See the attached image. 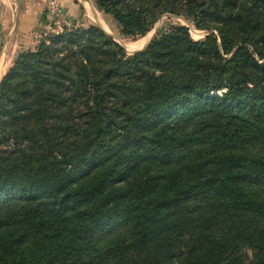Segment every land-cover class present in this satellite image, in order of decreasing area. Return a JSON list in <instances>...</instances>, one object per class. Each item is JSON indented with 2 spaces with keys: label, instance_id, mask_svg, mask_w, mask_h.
<instances>
[{
  "label": "trees",
  "instance_id": "obj_1",
  "mask_svg": "<svg viewBox=\"0 0 264 264\" xmlns=\"http://www.w3.org/2000/svg\"><path fill=\"white\" fill-rule=\"evenodd\" d=\"M0 83V264H264V0H96Z\"/></svg>",
  "mask_w": 264,
  "mask_h": 264
},
{
  "label": "rangeland",
  "instance_id": "obj_2",
  "mask_svg": "<svg viewBox=\"0 0 264 264\" xmlns=\"http://www.w3.org/2000/svg\"><path fill=\"white\" fill-rule=\"evenodd\" d=\"M53 1L59 4L63 16L56 17L51 14L50 7ZM79 1L81 3L74 0H0V63H2L0 83L21 52L35 50L45 36L60 30L55 25V20L67 21L68 28L72 29L98 26L122 45L128 55L144 50L154 38L172 25L186 26L192 38L197 41L209 35L208 31L197 30L192 20L166 14L145 37L137 39L123 37L117 22L98 10L96 0ZM61 27L65 29V26ZM140 41L143 42L142 45Z\"/></svg>",
  "mask_w": 264,
  "mask_h": 264
},
{
  "label": "built area",
  "instance_id": "obj_3",
  "mask_svg": "<svg viewBox=\"0 0 264 264\" xmlns=\"http://www.w3.org/2000/svg\"><path fill=\"white\" fill-rule=\"evenodd\" d=\"M50 10H51V14H54L56 17H59L60 15L63 16V11L56 1L51 2ZM54 22H55V25L57 26V28L60 29V30H57V32H61L63 30V28L61 26H65L64 28H68L67 21H64V22L61 21L60 22L58 20H55Z\"/></svg>",
  "mask_w": 264,
  "mask_h": 264
},
{
  "label": "crops",
  "instance_id": "obj_4",
  "mask_svg": "<svg viewBox=\"0 0 264 264\" xmlns=\"http://www.w3.org/2000/svg\"><path fill=\"white\" fill-rule=\"evenodd\" d=\"M74 1H75V2H77V1L80 2L79 0H74ZM80 3H81V2H80ZM81 5H82V4H81ZM82 8H84L83 5H82ZM1 64H2V63H0V67H1ZM0 70H1V68H0Z\"/></svg>",
  "mask_w": 264,
  "mask_h": 264
},
{
  "label": "bare ground",
  "instance_id": "obj_5",
  "mask_svg": "<svg viewBox=\"0 0 264 264\" xmlns=\"http://www.w3.org/2000/svg\"><path fill=\"white\" fill-rule=\"evenodd\" d=\"M142 41H144V40H142ZM142 41H140V42H141V43H140L141 45L143 44V42H142ZM145 41H146V40H145Z\"/></svg>",
  "mask_w": 264,
  "mask_h": 264
},
{
  "label": "water",
  "instance_id": "obj_6",
  "mask_svg": "<svg viewBox=\"0 0 264 264\" xmlns=\"http://www.w3.org/2000/svg\"><path fill=\"white\" fill-rule=\"evenodd\" d=\"M122 46V45H121Z\"/></svg>",
  "mask_w": 264,
  "mask_h": 264
}]
</instances>
